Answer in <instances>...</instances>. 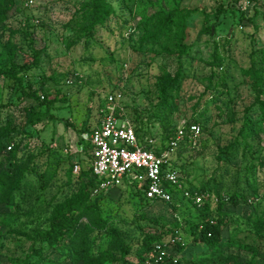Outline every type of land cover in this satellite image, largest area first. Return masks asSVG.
Masks as SVG:
<instances>
[{
    "label": "rangeland",
    "instance_id": "374dc122",
    "mask_svg": "<svg viewBox=\"0 0 264 264\" xmlns=\"http://www.w3.org/2000/svg\"><path fill=\"white\" fill-rule=\"evenodd\" d=\"M90 1L12 0L5 7L7 28L0 29V68L9 66L8 54L2 52L9 41L15 47L13 61L28 71L27 86L52 102L50 111L57 120L45 117L27 124L24 111L38 103L21 97L11 81L0 77V140L12 143L19 160L38 153V167L51 175L43 189L31 179L17 208L0 205V264H32L37 259L32 246L41 244L32 237L46 229L50 210L79 192L73 168L68 175L71 167L86 166L88 161V154L76 144L77 134L87 124L96 126L106 93L116 89L123 95L129 117L142 119L158 149L168 146L176 127L199 125L197 146L181 141L170 156L171 167L185 188L216 184L220 195H245L246 203L225 208L237 225L224 231V239L229 235L231 244L226 242L223 255L242 262L255 257V264H264V240L256 234L261 223L256 219L264 217V118L255 103L258 96L264 101V82L254 86L246 75L257 61V45L264 47V0H253L256 13L242 29L231 13L232 0H106L114 14L85 45L74 22ZM220 7L228 11L208 34L204 30L214 25ZM175 9L190 13L181 58L163 52V40L156 45L141 41L145 21L158 11ZM174 77L172 111L164 117L156 109V84ZM10 169V162L0 160V171ZM121 192L110 191L100 203L109 216L121 211L129 216L136 208L135 199ZM174 195L177 211L171 210L172 203H160L152 205L148 215H164L173 221L196 214L190 201ZM199 249L189 252L185 264H223ZM49 252L43 247V253ZM135 263L132 259L115 262Z\"/></svg>",
    "mask_w": 264,
    "mask_h": 264
},
{
    "label": "trees",
    "instance_id": "16d2710c",
    "mask_svg": "<svg viewBox=\"0 0 264 264\" xmlns=\"http://www.w3.org/2000/svg\"><path fill=\"white\" fill-rule=\"evenodd\" d=\"M10 1L12 0H0V29L7 28L5 7ZM237 2L238 0H232L229 7L231 13L235 14L239 27L250 21L257 8L256 4H253L252 13L246 16L238 10ZM227 11V7H220L216 12L214 25L206 27L204 31L211 34L214 26L222 23ZM113 14L112 6L106 0H91L88 3L86 11L80 15V20L74 22V25H77L76 33H80L78 36L84 38L85 45L90 43L96 28L103 26ZM189 15L190 13L185 9H175L169 13L158 11L141 25L144 33L141 41L145 44L156 45L163 40L165 46L162 51L181 58L186 51L184 41L187 30L186 20ZM255 50L258 53L257 61L250 66L246 75L254 86H262L264 82V47L257 45ZM2 52L8 54L9 66L0 68V77L11 81L20 90L21 97L31 98L38 103V107H31L24 111L26 123L35 124L45 117L49 121L57 120L50 111L52 102L45 100L44 97L38 95L37 91H31V88L27 86L28 71L26 67L17 66L13 61L14 45L6 41L3 44ZM176 83L177 78L174 77L156 84L159 92V103L156 109L162 111L164 117L172 111L173 99L170 94L176 90ZM110 92H120V90L116 89L107 93ZM255 103L261 112V118H264V101L258 96ZM126 115L131 120L135 134L141 143L152 138L139 116L132 119L127 112ZM247 123L246 121L244 126ZM185 125L192 124L185 123ZM91 129L87 124L77 134V146L80 147L81 152L88 154L87 165L83 166L79 163L80 171L74 175L79 184V192L50 210L46 229L32 237L33 241L41 244L39 248L32 246L34 255L37 257L32 264H115V262L126 263L131 259L136 261L135 264H155L154 259L162 252H168L170 255L164 258L162 264H174L173 260H176L175 264H185L189 258V252L191 253L197 246L200 248L198 252L208 253L210 257L221 260L223 264L256 263L255 257L249 262H242L232 255H223L226 242L231 244L229 235L224 239V231L228 229L229 225H237V219L232 217L225 208L226 206L237 208L242 203H246L247 200L242 192L220 195L216 184L201 189L187 188L190 193L204 195L202 204L199 207L192 204L195 208V215L189 213V215L176 218L173 221L164 215L155 218L148 215L152 211L150 207L160 203L146 199L136 183L123 182L122 186L116 189L94 194L97 180L88 166L91 145L82 139V135L89 133ZM4 130L6 134L10 131L8 128ZM176 130L177 127L168 145L175 139ZM184 140L188 142L187 137ZM64 142L67 147V138ZM11 144V142L3 144L0 140V160L12 164V169L0 171V205L17 208L24 198L31 179L35 180L43 189L50 181L51 175L38 167L36 163L38 153L30 154L19 160L16 149ZM188 144L192 147L189 142ZM9 146L11 149L7 151ZM180 146L179 143L176 149ZM163 148L166 149L167 146ZM42 152L41 150L40 153ZM72 168L68 172L69 176H71ZM113 190H122L121 194L127 193L128 197L135 199L136 208L131 215L127 216L121 211L109 216L103 211L100 203L108 199L110 191ZM172 193V205H169L175 212L179 206L173 203L176 195H174V191ZM213 196L216 197L215 200H213ZM123 202H128V199ZM83 220L85 223L82 222ZM256 220L261 221L256 234L258 238L264 240V217H258ZM246 226L248 227V224ZM101 235L102 237H100ZM124 236L128 241L124 239ZM43 247H47L50 252L43 253ZM156 247H159L157 251ZM250 251L253 252V248ZM255 252L257 254L258 251ZM150 256L152 257L150 258Z\"/></svg>",
    "mask_w": 264,
    "mask_h": 264
},
{
    "label": "built area",
    "instance_id": "2783aa9c",
    "mask_svg": "<svg viewBox=\"0 0 264 264\" xmlns=\"http://www.w3.org/2000/svg\"><path fill=\"white\" fill-rule=\"evenodd\" d=\"M253 6V0H238L237 8L246 16ZM240 29L243 26H239ZM200 127L197 124H182L177 128L175 139L166 149H158L152 139L141 143L134 131L131 120L123 106L121 92H110L105 95L99 110L98 122L82 139L89 142V169L97 180L94 194L122 186L123 182L136 183L146 199L169 205L172 202V191L196 206H201L204 195L190 193L179 180L177 172L171 167L170 156L179 143L188 138V142L197 146ZM11 146L7 147V151ZM80 171L74 165L73 174ZM159 247H156L157 251ZM168 252H162L155 264H162ZM152 256H150L151 258ZM174 264L176 260L172 261ZM150 264V263H147Z\"/></svg>",
    "mask_w": 264,
    "mask_h": 264
}]
</instances>
